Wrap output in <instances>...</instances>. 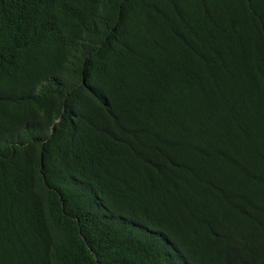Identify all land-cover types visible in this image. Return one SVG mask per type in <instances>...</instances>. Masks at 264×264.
I'll return each mask as SVG.
<instances>
[{"label": "trees", "instance_id": "trees-1", "mask_svg": "<svg viewBox=\"0 0 264 264\" xmlns=\"http://www.w3.org/2000/svg\"><path fill=\"white\" fill-rule=\"evenodd\" d=\"M0 264H264V0H0Z\"/></svg>", "mask_w": 264, "mask_h": 264}]
</instances>
